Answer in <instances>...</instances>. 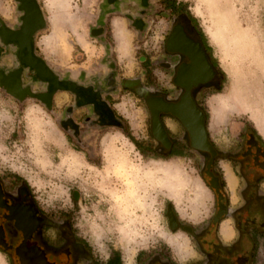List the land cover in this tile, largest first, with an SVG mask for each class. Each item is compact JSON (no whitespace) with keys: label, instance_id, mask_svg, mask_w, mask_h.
Segmentation results:
<instances>
[{"label":"clouds","instance_id":"clouds-1","mask_svg":"<svg viewBox=\"0 0 264 264\" xmlns=\"http://www.w3.org/2000/svg\"><path fill=\"white\" fill-rule=\"evenodd\" d=\"M32 3L41 26L31 31V56L57 85L98 94L118 122L102 124L95 104L81 103L71 88H53L21 63L18 43L0 36V79L19 72V91L27 93L21 98L0 84V188L16 198L26 186L46 218L47 245L65 247L63 232L70 230L88 250L75 264H110L115 256L120 264H152L158 257L165 264H209L199 237L211 231L224 250L243 244L252 264H264V235L253 243L241 232L249 181L231 158L253 135L264 144V0ZM180 17L220 85L201 88L194 101L188 93L202 119L207 147L201 150L190 146L188 128L171 113L159 123L166 139L182 147L165 149L153 135L146 99L160 94L175 104L185 94L173 83L182 56L166 53ZM29 19L27 0H0V31L21 33ZM49 94L50 101L43 99ZM212 150L219 155L210 164ZM216 178L222 187L213 186ZM256 195L264 198V180ZM4 217L0 229L15 225ZM254 219L257 227L264 223L259 212ZM0 264L22 261L0 245Z\"/></svg>","mask_w":264,"mask_h":264},{"label":"flooded vegetation","instance_id":"flooded-vegetation-1","mask_svg":"<svg viewBox=\"0 0 264 264\" xmlns=\"http://www.w3.org/2000/svg\"><path fill=\"white\" fill-rule=\"evenodd\" d=\"M27 6L30 9V19L26 24V30L17 34H8L0 31V36H4L6 42L18 43L20 45L21 52L19 58L21 63L31 64L37 70L41 79L50 80L53 88H71L78 94L81 103L95 104L96 111L101 116L102 124H116L118 126V122L114 120L111 111L100 101L98 94H94L91 89L76 88V86L67 82L57 85L55 78L51 76L42 62L36 61L31 56V31L41 25L39 23V13L32 0H27ZM136 25L138 28L143 27L140 21H137ZM93 34L97 35L99 32H94ZM166 53H180L182 56L181 66L177 70V76L174 78L173 83L178 87L184 88L185 94L175 104L166 103L164 97L160 94L146 98L154 107L156 106L155 109L161 107L162 103L167 105L169 109L167 112L160 111L153 117V135L161 141L165 149L172 147L175 151L182 147L177 145L175 141L167 140L164 131H160L154 123V120L159 123L158 117L160 115L162 117L163 113H171L188 128V137L186 136L185 139L189 140L190 146L201 150L207 147V145L205 138L201 134L202 119L192 103V97L194 101L196 94L201 88L215 86L219 90V81L216 78L214 69L208 64V58L203 47L186 18L180 17L169 39ZM184 58L189 59L191 63L185 64L183 62ZM187 59L185 62H187ZM163 67H167V65H163ZM19 76V72L11 74L6 79H0V84H3L14 95H19L22 98L27 93L19 91ZM126 86L134 87V85ZM189 90H192V97L188 94ZM43 99L50 101V94ZM68 124H71V121ZM216 155L219 154L215 153V150H212L211 155L207 157L210 164ZM231 158L241 163L243 173L249 181V192L247 193L246 191L244 193L245 196H249L247 208L243 210L239 220L242 234L255 243L256 235H264V223L257 227L254 219V215L257 212L264 215V198L256 195L257 185L261 180H264V144H260L253 135L248 139L247 147L241 153L232 155ZM213 186L217 188L222 187L218 178L214 179ZM223 210V206H221V211ZM7 212L10 214L7 215ZM168 215L175 225V217L171 212L170 206ZM0 216H5L4 218L9 222L15 221V225L9 224L7 227L0 229V245L7 247L13 254L17 253L21 258L22 264H75V261L88 255L86 247L82 248L75 244L70 230L63 232V236L67 241L65 247L52 248L47 245V242L42 239L41 234V228L47 223L46 218L39 214L26 186H22L19 189V196L16 198L0 188ZM68 228L69 226L66 223L65 229ZM186 230L191 231L190 229ZM199 240L202 249L209 256V264H252V257L243 254V244H238L231 250H224L216 243L211 231L202 233ZM225 251H227L226 254L232 257V259L224 258ZM116 259L115 256L110 261V264H120L119 259ZM152 264H165V260L162 257H158Z\"/></svg>","mask_w":264,"mask_h":264},{"label":"water","instance_id":"water-1","mask_svg":"<svg viewBox=\"0 0 264 264\" xmlns=\"http://www.w3.org/2000/svg\"><path fill=\"white\" fill-rule=\"evenodd\" d=\"M148 104H149V107H150V109L152 111L153 117H155L160 111H164V112L169 111L167 105H165L164 103H162L161 107H159L158 109H155L156 106L154 107V105H152L151 102H148ZM174 114H176V113L174 112ZM154 123L158 126L160 131H163L162 126L160 125V123L156 122L155 120H154Z\"/></svg>","mask_w":264,"mask_h":264},{"label":"rangeland","instance_id":"rangeland-1","mask_svg":"<svg viewBox=\"0 0 264 264\" xmlns=\"http://www.w3.org/2000/svg\"><path fill=\"white\" fill-rule=\"evenodd\" d=\"M117 257V259H119V257L118 256H116Z\"/></svg>","mask_w":264,"mask_h":264},{"label":"trees","instance_id":"trees-1","mask_svg":"<svg viewBox=\"0 0 264 264\" xmlns=\"http://www.w3.org/2000/svg\"><path fill=\"white\" fill-rule=\"evenodd\" d=\"M117 258V257H116ZM116 260H118V259H116Z\"/></svg>","mask_w":264,"mask_h":264}]
</instances>
